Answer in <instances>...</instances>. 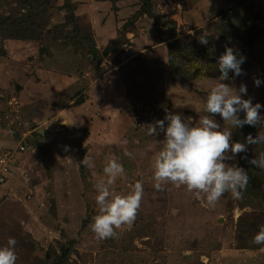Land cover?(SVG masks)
Instances as JSON below:
<instances>
[{"label": "rangeland", "instance_id": "obj_1", "mask_svg": "<svg viewBox=\"0 0 264 264\" xmlns=\"http://www.w3.org/2000/svg\"><path fill=\"white\" fill-rule=\"evenodd\" d=\"M0 14V170L11 164L0 183V246L16 239L17 264H264V245L252 243L264 202L243 206L226 193L211 207L186 186L156 190L164 133L148 134L165 108L209 115L225 46L245 60L223 83L245 84L242 98L264 106V0H0ZM231 130L244 142L261 129ZM261 151L249 145L247 158ZM112 155L125 168L114 190L141 181L143 197L131 226L97 240L88 227L95 185Z\"/></svg>", "mask_w": 264, "mask_h": 264}, {"label": "clouds", "instance_id": "obj_2", "mask_svg": "<svg viewBox=\"0 0 264 264\" xmlns=\"http://www.w3.org/2000/svg\"><path fill=\"white\" fill-rule=\"evenodd\" d=\"M206 44V39H200ZM245 57L237 56L232 47L225 46V51L217 59L220 76L206 97L204 108L209 115L200 116L198 121L192 117H184L165 108L164 119L156 120L149 125L148 134L156 136L164 133L160 141L162 148L155 153L152 161L154 188L163 190V186H186L189 192H194L199 198L203 194L206 204L215 207L216 203L226 193L235 200H242L247 190L250 177L248 172L235 160L241 153H247L249 145H264V116L260 114V103H252V99H244L247 87L241 84L238 89L223 83L229 79V72L234 76L243 74L241 65ZM258 87L259 79L254 80ZM243 118H240V113ZM219 115L230 128H221L213 118ZM165 121L167 126L165 127ZM245 125L260 127L257 135L249 133L244 142L233 141L232 130ZM67 151V147H65ZM131 156V153H126ZM254 168L264 170V151L255 158L242 157ZM89 165L88 158L82 161ZM105 178L95 185L97 195L95 202L97 214L92 217L89 229L97 240L116 238L117 230L124 225L134 223L143 197V184L135 182L126 194H118L113 185L118 177L125 175V168L119 158L112 155L103 167ZM252 243L264 245V225L252 238ZM17 241L9 237L5 246H0V264H17L18 255L15 251ZM264 251V248L261 249Z\"/></svg>", "mask_w": 264, "mask_h": 264}, {"label": "trees", "instance_id": "obj_3", "mask_svg": "<svg viewBox=\"0 0 264 264\" xmlns=\"http://www.w3.org/2000/svg\"><path fill=\"white\" fill-rule=\"evenodd\" d=\"M36 1V0H33ZM146 8L142 11H150V8L145 6ZM6 17H3V14H0V52H2V50L4 49L2 43H1V39L3 36H5L4 34V23L7 22L6 21ZM11 35H13L12 33H10ZM174 63L176 62L178 64V60H172ZM184 66V65H183ZM170 67L171 69H173V71H177L180 67L176 66L173 63H170ZM178 67V69H177ZM244 156H248L247 153H242L241 155V159H240V167H243L247 172L248 175L250 177L249 180V184L247 186V190L244 192V197L242 200H239L241 205H245L246 203H251V204H259L260 206L261 201L264 202V170H260L257 168H254V166H252L251 164L247 163L246 159H243L242 157ZM253 158V156H252ZM251 155H250V159ZM62 264V263H61Z\"/></svg>", "mask_w": 264, "mask_h": 264}, {"label": "built area", "instance_id": "obj_4", "mask_svg": "<svg viewBox=\"0 0 264 264\" xmlns=\"http://www.w3.org/2000/svg\"><path fill=\"white\" fill-rule=\"evenodd\" d=\"M21 149H24V147L21 145ZM11 164H4L2 166V169L0 170V183H3L7 178V173L10 172Z\"/></svg>", "mask_w": 264, "mask_h": 264}, {"label": "water", "instance_id": "obj_5", "mask_svg": "<svg viewBox=\"0 0 264 264\" xmlns=\"http://www.w3.org/2000/svg\"><path fill=\"white\" fill-rule=\"evenodd\" d=\"M168 105V102L167 101H164L163 103H162V106L163 107H166Z\"/></svg>", "mask_w": 264, "mask_h": 264}]
</instances>
